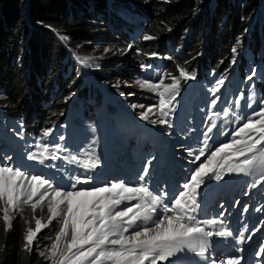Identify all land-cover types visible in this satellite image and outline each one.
<instances>
[{"label": "trees", "instance_id": "trees-1", "mask_svg": "<svg viewBox=\"0 0 264 264\" xmlns=\"http://www.w3.org/2000/svg\"><path fill=\"white\" fill-rule=\"evenodd\" d=\"M139 7L134 10L137 15L124 13L123 22V16H109L105 0H0V106L10 114L25 116L32 130L60 118L73 95L86 106L80 94L91 96L95 90L81 83L72 53L94 55L108 48V67L93 79L108 93L124 85L115 67H129L139 51L149 54L185 43V56L171 60L169 74L176 75L180 68L197 63L201 49H205L202 61L207 63V55L214 66L225 69L233 49L242 48L247 40L253 47L261 42L264 50V0H143ZM145 35L155 38L146 41ZM245 52L255 59L251 50L242 54ZM127 87L130 92L137 90L133 81ZM92 100L96 102L98 97ZM43 103H50V108L43 109ZM2 215L0 212V264H50L39 251L51 244L57 221L38 233L29 253L21 249L26 228L35 227L31 209L25 206L22 215L14 212L7 233ZM35 215L43 216L42 222L47 223L46 204L44 212L38 209Z\"/></svg>", "mask_w": 264, "mask_h": 264}, {"label": "snow or ice", "instance_id": "snow-or-ice-1", "mask_svg": "<svg viewBox=\"0 0 264 264\" xmlns=\"http://www.w3.org/2000/svg\"><path fill=\"white\" fill-rule=\"evenodd\" d=\"M57 35L60 34L57 32ZM154 38L151 35L143 37L146 41ZM60 39L67 41L68 37L61 35ZM80 62L87 64V59ZM179 72L181 77L194 78L183 68ZM172 79L173 83L169 85H164L163 81L160 84H152L147 80L137 81L140 88H146L158 96L156 105L141 112V120L171 126L165 119L150 120L149 113L153 112V108H158L159 116L166 117L172 111L170 105L175 99L179 83L177 77ZM161 87L163 91H160ZM211 103L214 106L216 99ZM248 106L251 107L250 104ZM132 107L135 109L145 106ZM253 117L248 118L232 133L234 138L230 142L211 151L205 161L195 168L190 180L183 184L182 190L171 199L170 205L164 203L161 196L154 194L146 183L133 187L124 181H117L102 186L78 188L77 185L90 183L92 177L81 179L77 176L71 178L70 188L65 190L42 175H29L19 167L0 164V212L3 213L4 231L7 233L11 230L15 219L13 213L18 211L22 215L27 206L33 214L35 227L26 228L22 251L30 253L38 233L53 220L57 221L58 230L54 239L47 248L39 251V255L49 260L50 264H158L159 261H168L184 249L197 251L203 257L208 247L207 238L214 233L206 231L201 224L217 223L216 220L198 221L194 215L199 208L198 190L205 178H211L210 173H214L216 180L222 179L221 174L216 171L219 167L226 168L229 173L246 175L259 171L260 177L256 183L264 181V107L254 112ZM209 119L211 126L204 133L205 147L199 149L195 161L205 155L210 139L208 134L217 127L216 122L211 117ZM50 131L45 130L43 135L47 137ZM60 139L63 140L64 137ZM37 147L41 149L39 154L31 153L27 160H37L43 164L45 159H58L57 153L64 151L60 144L50 149L47 144L38 142ZM86 155L88 158L83 161L76 156H72L71 160L81 163L86 171L98 167L99 158H94L92 153ZM147 175L148 168L145 167L139 179L144 181ZM45 204L47 223L42 222L43 216L35 215L38 209L41 213L44 212ZM122 204L125 206L121 207ZM158 208L160 212L157 211ZM25 223L29 221L26 220ZM215 235L230 237L232 233L221 230ZM244 238V234L240 233L237 242H242ZM227 264H240V260L230 259Z\"/></svg>", "mask_w": 264, "mask_h": 264}, {"label": "rangeland", "instance_id": "rangeland-1", "mask_svg": "<svg viewBox=\"0 0 264 264\" xmlns=\"http://www.w3.org/2000/svg\"><path fill=\"white\" fill-rule=\"evenodd\" d=\"M143 2V0H105V3L110 11V13H114L113 15L109 16L112 17L116 15V17H119V19L125 15H137V12L134 11L137 9H140L139 3ZM134 7V9H132ZM120 12V13H119ZM125 16H123L122 21L124 22ZM184 35H187L184 34ZM193 37V36H192ZM242 48H237L235 51L231 52V55L233 57L238 56L239 54L243 53L244 51L251 50L252 57L256 58L259 57V53L262 50L261 42H259V45L257 47H253L250 40L245 41L244 44H241ZM247 47V48H246ZM107 50V51H106ZM108 48H102L100 52L95 53L94 55L90 54H84V53H72V58L75 61L76 65L79 67V71L81 74V83L88 84L89 87H92L95 91L101 92V90H104L101 88L100 84L95 82L93 79H95L98 76H102V69L107 64L106 59V53L108 52ZM229 55L228 57H230ZM242 55H239L238 58L240 60H243ZM82 59H87V64H82L80 61ZM246 59L251 60L250 57H247ZM264 59V56H263ZM135 60L129 61L130 66L127 68L123 67H115V70H118L121 75L119 76V79H121V83H123V86H119V89L111 90V92H108L107 95L111 96L115 100L119 101L121 104H123L129 111H131L135 115L141 114V112H144L147 110L148 107L153 106L155 102V96L153 92H148V89L140 88L137 81H140L138 78L135 77L133 69L137 68V64H135ZM240 62V61H238ZM131 64L133 66V69L129 71ZM97 65H99L97 67ZM112 67V66H110ZM127 79H126V78ZM130 80L127 85L131 84L133 81V84L137 88V90L132 89L130 92L129 88L125 84V81ZM214 84H218L220 86L219 81H209ZM132 86V85H130ZM134 87V86H132ZM105 91V90H104ZM143 97L145 99L143 100ZM132 105H144V108L137 107L133 109ZM123 106V107H124ZM125 112L120 114H114L111 112V106H108V114L104 116L100 121L95 122L93 125H90L88 129L83 128L79 130L76 134H73L67 138V140L57 143L63 146L64 151L59 152L62 155L67 156V158L71 160L72 156L78 157L80 161H83L87 159V153L88 152H81V147L83 145V142L85 140L96 144L97 146L95 148L99 149L100 151L104 152L105 155H108L111 151V147H117V144L115 143L116 140L121 139L125 143L128 144H135V143H142L144 141L143 137L137 134L134 131V124L133 120L131 118V114L128 113V111L124 108ZM127 112V113H126ZM154 112V110H153ZM152 112V113H153ZM152 113H149L151 115ZM148 122V121H146ZM151 124V123H150ZM8 131L12 136H14V140L11 141L5 151V156L3 158L2 164H9L13 167H19L22 169L27 168H33L34 166L26 160V154L36 153L39 154L41 151L40 148L37 147V143L40 144H47L44 142L43 138L33 139L29 136H27L23 130L20 128L19 125H17L15 122L10 123L7 126ZM5 138H10V135L4 136ZM109 138V139H107ZM48 141V140H46ZM49 148H54V145H49ZM81 164L77 163L76 161H72V165ZM0 207H2V204H0Z\"/></svg>", "mask_w": 264, "mask_h": 264}]
</instances>
